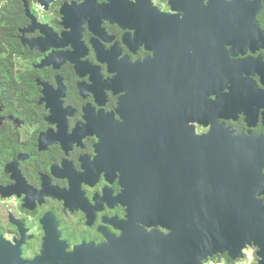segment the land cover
Listing matches in <instances>:
<instances>
[{"label": "flooded vegetation", "instance_id": "1", "mask_svg": "<svg viewBox=\"0 0 264 264\" xmlns=\"http://www.w3.org/2000/svg\"><path fill=\"white\" fill-rule=\"evenodd\" d=\"M210 134L264 213V0H0V237L23 259L168 233L144 208ZM254 241L235 264H264Z\"/></svg>", "mask_w": 264, "mask_h": 264}, {"label": "water", "instance_id": "2", "mask_svg": "<svg viewBox=\"0 0 264 264\" xmlns=\"http://www.w3.org/2000/svg\"><path fill=\"white\" fill-rule=\"evenodd\" d=\"M44 4V0H40ZM185 160L166 173L150 208L145 207L142 227L102 245L84 244L68 251L61 243H49L43 255L25 260L21 252L0 237V264H202L227 256L232 261L258 236L264 239V213L248 212L257 205L241 186L237 196L253 198V204L233 203L238 172L220 134L196 137ZM243 182V181H240ZM248 209V208H247Z\"/></svg>", "mask_w": 264, "mask_h": 264}, {"label": "built area", "instance_id": "3", "mask_svg": "<svg viewBox=\"0 0 264 264\" xmlns=\"http://www.w3.org/2000/svg\"><path fill=\"white\" fill-rule=\"evenodd\" d=\"M202 264H235V261L227 260L224 257L209 258Z\"/></svg>", "mask_w": 264, "mask_h": 264}, {"label": "trees", "instance_id": "4", "mask_svg": "<svg viewBox=\"0 0 264 264\" xmlns=\"http://www.w3.org/2000/svg\"><path fill=\"white\" fill-rule=\"evenodd\" d=\"M225 259L230 260L227 256H224Z\"/></svg>", "mask_w": 264, "mask_h": 264}, {"label": "clouds", "instance_id": "5", "mask_svg": "<svg viewBox=\"0 0 264 264\" xmlns=\"http://www.w3.org/2000/svg\"><path fill=\"white\" fill-rule=\"evenodd\" d=\"M219 257H224V256H219Z\"/></svg>", "mask_w": 264, "mask_h": 264}]
</instances>
